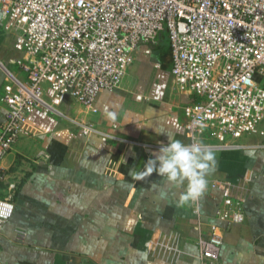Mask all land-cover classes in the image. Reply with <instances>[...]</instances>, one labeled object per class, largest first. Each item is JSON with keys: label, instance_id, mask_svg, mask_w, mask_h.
<instances>
[{"label": "crops", "instance_id": "1", "mask_svg": "<svg viewBox=\"0 0 264 264\" xmlns=\"http://www.w3.org/2000/svg\"><path fill=\"white\" fill-rule=\"evenodd\" d=\"M5 34L0 22V46ZM14 52L0 58V88L7 71L21 77L15 65L21 53ZM171 67L162 32L156 45L137 47L120 86L100 91L91 107L69 98L57 115L35 109L28 116L33 134L0 163L6 181L16 185L14 212L0 236V264H200L197 241L211 224L223 228L220 264H264V121L237 147L208 151L207 185L249 180L240 190L247 191L240 224L225 226L216 218L221 189L208 187L196 202L181 203L186 185L154 172L130 175L142 171L168 137L189 142L184 107L198 98L176 88ZM3 118L1 105L0 123ZM77 122H90L96 131L85 136ZM5 184L0 181V197ZM16 231L24 233L20 243ZM154 239L175 241L182 253L174 262L152 253L146 243Z\"/></svg>", "mask_w": 264, "mask_h": 264}, {"label": "built area", "instance_id": "2", "mask_svg": "<svg viewBox=\"0 0 264 264\" xmlns=\"http://www.w3.org/2000/svg\"><path fill=\"white\" fill-rule=\"evenodd\" d=\"M0 22L21 53L0 88V163L17 141L33 134L28 116L59 114L72 99L91 107L102 90L117 89L139 45H156L166 32L172 58V82L198 101L185 105L187 144L207 151L237 147L264 121V0H0ZM0 66H3L0 62ZM203 124L201 128L199 125ZM88 136L95 127L77 122ZM0 197V236L14 212V183ZM243 184L212 181L223 192L216 218L230 226L245 219ZM242 185V186H240ZM198 200V199H197ZM194 200L193 202H196ZM16 242L24 233L16 231ZM223 228L211 224L198 238L200 264H220ZM152 253L176 261L175 241L149 240Z\"/></svg>", "mask_w": 264, "mask_h": 264}, {"label": "clouds", "instance_id": "3", "mask_svg": "<svg viewBox=\"0 0 264 264\" xmlns=\"http://www.w3.org/2000/svg\"><path fill=\"white\" fill-rule=\"evenodd\" d=\"M201 128L204 125H199ZM154 158L149 159L142 171H131L133 179H142L153 172L177 187L185 186L180 195V202L186 203L199 199L207 188L206 172L213 156L201 145L185 144L179 139L168 137ZM167 193L161 192V196Z\"/></svg>", "mask_w": 264, "mask_h": 264}, {"label": "rangeland", "instance_id": "4", "mask_svg": "<svg viewBox=\"0 0 264 264\" xmlns=\"http://www.w3.org/2000/svg\"><path fill=\"white\" fill-rule=\"evenodd\" d=\"M5 35L6 36L9 35V37L3 39L0 46V58H2L3 61H5L6 57L13 56L15 53L14 52L15 49L13 48V44L11 41L13 39V35L8 32H6Z\"/></svg>", "mask_w": 264, "mask_h": 264}, {"label": "trees", "instance_id": "5", "mask_svg": "<svg viewBox=\"0 0 264 264\" xmlns=\"http://www.w3.org/2000/svg\"><path fill=\"white\" fill-rule=\"evenodd\" d=\"M195 101H198V99H197V100H195ZM15 188H16V186H15Z\"/></svg>", "mask_w": 264, "mask_h": 264}]
</instances>
